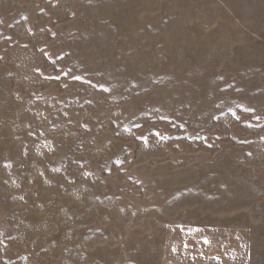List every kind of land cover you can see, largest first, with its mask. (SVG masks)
<instances>
[{"label":"rangeland","instance_id":"rangeland-1","mask_svg":"<svg viewBox=\"0 0 264 264\" xmlns=\"http://www.w3.org/2000/svg\"><path fill=\"white\" fill-rule=\"evenodd\" d=\"M0 264H264V0H0Z\"/></svg>","mask_w":264,"mask_h":264}]
</instances>
